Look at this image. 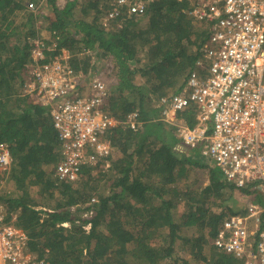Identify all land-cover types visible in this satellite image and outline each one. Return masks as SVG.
<instances>
[{
  "label": "trees",
  "instance_id": "trees-1",
  "mask_svg": "<svg viewBox=\"0 0 264 264\" xmlns=\"http://www.w3.org/2000/svg\"><path fill=\"white\" fill-rule=\"evenodd\" d=\"M46 1L55 13L48 31L57 42L48 58L66 49L73 56L70 64L86 74L90 58L81 57L83 50H98L110 58L118 67V83L109 89L106 110L123 119L137 108L144 130L132 133L119 127L110 132L108 139L120 157L109 158L107 171L97 167L94 180L93 169L87 168L76 183L58 181L54 171L60 161L59 142L49 108L22 93L33 41L41 34L40 16L27 3L40 0H0V141L11 145L13 159L8 180H3L15 188L4 189L0 203L8 221L18 219L29 250L40 257L48 250L49 259L60 264H131L129 258L139 264H240L212 242L225 214H243L228 204H235L236 192L262 205L264 197L227 182L213 161L176 150L170 134L154 141L149 134V122L158 112L153 101L186 86L208 39L205 26L188 15L190 3L157 0L144 16L126 18L107 30L102 24L111 8L107 0L83 4L82 19L75 18L77 2L60 9L56 0ZM138 78L144 82L136 83ZM180 117L190 127L196 124L193 109ZM200 169L208 173L209 183L197 187L192 174ZM192 180L195 183L189 184ZM180 203L186 210L177 221L173 209ZM86 211L93 216L82 219ZM88 222L89 232L82 228ZM65 223L70 228H64ZM57 234L67 239L59 240ZM154 237L158 247L150 243ZM179 240L178 248L189 260L177 256Z\"/></svg>",
  "mask_w": 264,
  "mask_h": 264
},
{
  "label": "built area",
  "instance_id": "built-area-1",
  "mask_svg": "<svg viewBox=\"0 0 264 264\" xmlns=\"http://www.w3.org/2000/svg\"><path fill=\"white\" fill-rule=\"evenodd\" d=\"M154 1L107 0L111 8L102 18L103 27L110 30L121 20L144 16ZM179 1L190 3L188 15L206 27L208 39L186 86L153 105L180 142L213 161L227 182L264 193V0ZM27 7L37 14L40 5ZM56 45L40 37L33 41L22 93L48 106L60 152L54 176L76 183L87 168L111 166L110 132L122 127L135 133L144 123L137 108L123 119L106 110L109 88L103 79L88 80L70 64L73 56L66 49L50 60L47 53ZM188 109L194 110L193 127L179 117ZM12 164L11 145L0 141V169L9 174ZM92 216L93 211H86L81 218ZM82 228L89 232L91 223ZM212 244L240 264H264V205L249 203L242 215L226 217ZM48 253L40 257L29 250L28 236L14 219L7 220L0 203V264H60Z\"/></svg>",
  "mask_w": 264,
  "mask_h": 264
},
{
  "label": "rangeland",
  "instance_id": "rangeland-1",
  "mask_svg": "<svg viewBox=\"0 0 264 264\" xmlns=\"http://www.w3.org/2000/svg\"><path fill=\"white\" fill-rule=\"evenodd\" d=\"M88 1L89 0H83L81 2H78V4L74 8L75 18L82 19L84 17V15L81 11V6L83 4H86ZM24 2H26V0H24ZM64 2H65L64 0H56L58 8L62 7L64 5ZM101 5H103V4H101ZM37 15L40 16V18L38 20V26L40 27V31H41L40 38H42L45 42H47L50 45L53 44L54 42H56V39L54 38V35H52V33L50 31H48L49 26L52 24L53 21H55V13L52 9L51 4H49L48 2H43L41 4V7H39ZM42 16H44V18ZM47 16H48V19H47ZM80 49H81V47H80ZM83 51L84 52L81 55V57L83 56L85 58H90L89 73L84 74L86 76V78L89 80V78L92 79V78L99 76L100 78L103 79V81L106 83L108 88L112 89V86L116 85L118 83V67H117V65L114 64L110 58L102 56L100 54V52H98V50H92V51L83 50ZM143 82H144V79L138 78L136 83L141 84ZM195 120H196V118H195ZM161 132H162V130L155 131L154 132V138H152V141H154L156 139L155 136H159V133H161ZM192 151H194V150H192ZM118 153L119 152L114 149V152H113V158L114 159H117L118 157H120V154H118ZM217 168H219V167H217ZM107 170L108 169H104V171H107ZM219 170L222 173L220 168H219ZM6 174L7 173L0 170V194L4 189L7 190L8 192H10V190L15 189L13 183L7 182L8 179L6 177L8 174L7 175ZM3 176L7 180H3ZM91 176H92L93 180L97 177L96 168H94V170H92ZM110 176H112L111 173H108L109 178H110ZM192 176L194 177V178L192 177L193 180H197V182H196V184H198L197 187L206 186L209 183L208 173L203 169L197 170V172L195 171L192 174ZM193 180L191 182H188V183L189 184L195 183V182H193ZM99 186H100V191L103 190L104 182H101L99 184ZM234 200H235V204L232 202V200L229 201L228 204H231V208H233L235 210V212L241 211L243 213H244L245 209L248 207L249 203L251 202V199L249 196L239 194L237 192L235 193ZM185 210H186V206L184 203L178 204L173 209L175 219L177 221L180 220V218L183 215V213L185 212ZM226 217H228V216L225 214V218ZM14 221L17 224L18 219L16 220L14 218ZM64 228H67V227H64ZM56 236H57V239H59V240H66L67 239L66 234H57ZM150 243L154 247H156V246L158 247L160 245L158 238H155V237L153 239H151ZM180 244H181L180 240L177 241V244H176L177 248H178V246H180ZM204 252L206 254L209 253V247L208 246H206L204 248ZM33 253L35 255H39V253H36V252H33ZM177 256L180 258L188 259V260L190 259V255L185 253V252H181V250L179 248L177 250ZM129 262L131 264H139V261L137 259H133V258H129ZM191 264H205V263L203 261H199V262L195 261V262H191Z\"/></svg>",
  "mask_w": 264,
  "mask_h": 264
},
{
  "label": "crops",
  "instance_id": "crops-1",
  "mask_svg": "<svg viewBox=\"0 0 264 264\" xmlns=\"http://www.w3.org/2000/svg\"><path fill=\"white\" fill-rule=\"evenodd\" d=\"M43 2H47L46 0H40V3H39V5H40V7H41V4L43 3ZM70 1H66V2H64V5L62 6V7H60V9L61 8H64L66 5H67V3H69ZM31 3H35V4H38V2H31ZM62 3V2H61ZM78 3V2H77ZM28 4H30V3H27V6H28ZM28 8V7H27ZM203 25V24H202ZM206 28V27H205ZM206 31H207V29H206ZM53 35V34H52ZM38 39V38H37ZM197 61V60H196ZM195 65V64H194ZM194 67V66H193ZM190 73V72H189ZM153 107L155 108V106L153 105ZM157 109V108H156ZM156 111H158L157 112V116H156V118L155 117H153V119L151 120V122H149L150 124H153V129H152V131L153 132H149V134H150V139L152 140V138H154V132L155 131H159V130H162V132L161 133H159V136H161L160 138H165V136H168L169 137V134H170V136L171 137H169L170 139H171V141H173V143H175L176 145H175V148H176V150H178V151H184L185 153H187V154H194V155H196V156H201L200 155V153H199V151L198 150H194V151H192L191 149H189V148H187L185 145H183L181 142H180V140L176 137V133H175V129H174V127L172 126V125H170L168 122H165V121H163L162 120V118L160 117L161 116V114H160V110L159 109H157ZM180 117V116H179ZM180 118H182V117H180ZM183 120H184V118H182ZM144 128V125H143V127H142V129L141 130H144L143 129ZM140 131V130H139ZM138 131V132H139ZM114 152V151H113ZM182 153V152H181ZM119 154V153H118ZM112 156H113V154H112ZM1 170V169H0ZM2 171V170H1ZM7 175V174H6ZM259 194L262 196H264V193L263 192H259ZM250 203H252V201L250 202ZM254 204H257V203H254ZM3 205V204H2ZM16 219V217H13L12 219Z\"/></svg>",
  "mask_w": 264,
  "mask_h": 264
}]
</instances>
